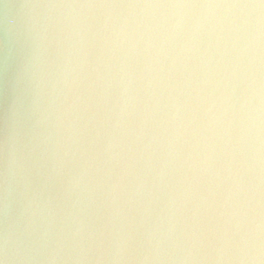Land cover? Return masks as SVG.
<instances>
[{
  "label": "clouds",
  "instance_id": "obj_1",
  "mask_svg": "<svg viewBox=\"0 0 264 264\" xmlns=\"http://www.w3.org/2000/svg\"><path fill=\"white\" fill-rule=\"evenodd\" d=\"M0 9V264H264V0Z\"/></svg>",
  "mask_w": 264,
  "mask_h": 264
},
{
  "label": "water",
  "instance_id": "obj_2",
  "mask_svg": "<svg viewBox=\"0 0 264 264\" xmlns=\"http://www.w3.org/2000/svg\"><path fill=\"white\" fill-rule=\"evenodd\" d=\"M16 3L23 0H14ZM196 2H208V0H196ZM211 2H224V0H211ZM3 10L0 9V138L3 135V120L5 111L10 106L13 96H20L23 91V84L17 86L14 90L12 84L16 80L19 65L22 60V52L17 47L15 57L7 56L4 47L3 35ZM261 51L264 54V37H262ZM261 81L264 83V55L261 62ZM30 124L31 121H25ZM256 163L254 171L251 173L252 188L254 192L253 208L257 210L256 214L264 220V107L261 109V120L259 127V139L255 143Z\"/></svg>",
  "mask_w": 264,
  "mask_h": 264
}]
</instances>
